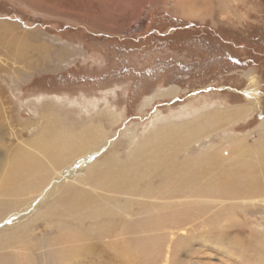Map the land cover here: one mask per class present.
Here are the masks:
<instances>
[{"label": "rangeland", "instance_id": "1", "mask_svg": "<svg viewBox=\"0 0 264 264\" xmlns=\"http://www.w3.org/2000/svg\"><path fill=\"white\" fill-rule=\"evenodd\" d=\"M41 1L62 10L30 0H0L1 30L12 31L14 41L26 31L50 46L44 56L26 54V49L16 56L0 38V177L9 160L7 151L34 135L41 123L38 114L48 107L69 114L71 121L86 120L106 105L115 108L121 122L113 127L110 147L122 145L119 153L125 158L132 147L125 137L130 129L137 137L134 143H143L153 121L162 116L180 111L184 116L188 110L186 120L193 115L191 109L207 106L222 113L246 104L243 90L252 74L260 92L259 107L229 124L224 134L251 146L264 134L258 126L264 120V0H205L199 3L205 10L186 17L172 0ZM69 9L81 16L101 14L121 28L90 31L76 21L82 17L75 20L64 14ZM146 98H151L148 105ZM29 122L35 127L29 128ZM217 134L192 145L187 153L228 137ZM256 204L198 231H193L198 221L183 222L185 231H171L159 255L149 262L138 258L137 264H264L256 254L264 244V209ZM217 231L228 234L226 243L215 237L202 239L204 232L211 237ZM228 239L239 246L237 250H245L247 260L238 257ZM108 250L100 244L70 264H122Z\"/></svg>", "mask_w": 264, "mask_h": 264}, {"label": "bare ground", "instance_id": "2", "mask_svg": "<svg viewBox=\"0 0 264 264\" xmlns=\"http://www.w3.org/2000/svg\"><path fill=\"white\" fill-rule=\"evenodd\" d=\"M204 1L171 2L186 17L201 12L204 8L199 3ZM30 2L58 13L62 10L57 4ZM64 14L75 20L82 17L76 21L93 32L121 28L101 14L81 16L70 9ZM13 35L0 28L6 49L16 56L25 49L38 57L49 50L36 35L30 38L24 31L16 41ZM247 79L244 105L222 113L207 106L191 109L193 115L186 120L188 110L184 116L183 111L162 116L153 121L143 143H134L137 137L129 128L125 137L132 147L125 158L119 153L122 145L118 144L119 150L117 144L115 150L110 147L113 127L121 122L115 108H94L92 115L82 118L85 121H71L69 114L44 108L34 135L7 151L9 160L0 177V264H70L100 244L122 264H137L143 257L149 262L161 253L171 231H185L183 222L198 221L193 226L198 231L255 203L264 209V134L257 135L252 146L224 134L229 124L249 117L259 107L256 75ZM258 126L264 131V120ZM218 132L227 139L216 144L209 141L193 155L187 153L192 145ZM212 233L210 229L208 234ZM206 234L202 239L215 237L221 244L229 238L224 231L211 237ZM227 244L234 250L239 247L230 240ZM260 246L255 247L259 260L264 258V244ZM237 253L247 260L244 249Z\"/></svg>", "mask_w": 264, "mask_h": 264}]
</instances>
